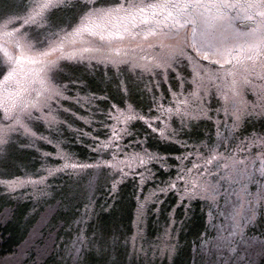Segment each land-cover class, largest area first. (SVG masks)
<instances>
[{"label":"snow or ice","instance_id":"1","mask_svg":"<svg viewBox=\"0 0 264 264\" xmlns=\"http://www.w3.org/2000/svg\"><path fill=\"white\" fill-rule=\"evenodd\" d=\"M57 13L62 15L57 17ZM237 21L243 22L240 27L236 26ZM169 39H175L176 43H165ZM125 40L139 42L130 46L124 43ZM64 61L84 64L85 71L93 70L95 61L104 65L106 71H114L116 77L121 76L125 68L130 73L139 70L141 77L144 73L160 76L164 83L168 82L169 73L175 72L181 92H172L176 100L174 107H165L159 102L163 93L160 97L153 94V107L144 114L132 101L130 84L118 80L119 99L113 95L111 99L117 102L111 103L107 110L108 118L114 121L112 125H105L111 131L107 140L99 141V137L89 132L76 131L97 142V151L109 146L119 150L122 148L119 141L132 135L130 123L143 121L150 132L146 130L144 139L137 141L138 144H145L151 134L158 133L160 140L174 142L186 149L175 157L181 162L175 178L162 182V187L153 189L138 204V226L146 214V203L158 193L175 191L178 205L187 210L197 198L215 203L223 182L238 184L242 193L252 196L250 214L243 224L233 217L235 222L228 237H219L226 242L217 245L226 248L232 256L238 255L239 247L233 243L234 239L238 236L244 240L247 225L257 219L256 205L264 208V183H261L264 181V136L249 140L247 145L242 146V142L230 148L217 118V142L210 145L201 140L199 144L189 146L187 141L177 138L178 130L171 127V119L173 115L180 117L181 128L186 126V120H211L204 97L211 95L213 86L216 95L224 101L222 109L216 111L223 110L225 116L232 117L233 130L240 126L244 115L264 117V0H30L28 5L0 0V161L8 158L16 144L24 146L21 138L33 141L31 146L35 140L53 143L49 137L33 131L32 125L42 121L51 128L59 123L54 113L62 107V100L73 99L65 93L78 82H83L79 76L73 77L69 71L71 66H62ZM182 61L191 68L193 91L189 95L196 97L200 101L198 104L189 105L187 98L179 99L186 82L178 70ZM253 76L261 81L259 86L251 79ZM160 86V81L154 85L156 88ZM247 86L254 89L255 102L244 98ZM168 90H172L170 84ZM90 99L109 102V96L95 93ZM230 100L231 110L227 106ZM153 108L158 113L155 116L151 115ZM86 123L91 121L86 120ZM221 140L225 141L224 151H220ZM201 146L206 148L207 155L200 151ZM253 146L260 149L254 158L243 155ZM55 147L56 155L64 161L62 165L45 168L47 175L36 180L21 177L0 179V186L12 194L31 185L35 189L34 195L43 196L49 194L48 177L66 168L77 170L107 165L119 169L122 180L134 167H143L144 172L136 173L142 185L154 175L149 164L155 162L164 169L171 167L167 154L146 147L140 152L126 154L123 160L114 151L111 160L94 164L69 163L72 156L63 151L61 142L57 141ZM188 147H193L195 152L187 151ZM193 154L200 163H193L192 168L184 167L183 161ZM121 180L113 181V192ZM253 183L257 184L255 194L249 192V184ZM185 200L189 205H184ZM156 203L162 204L163 201L157 199ZM170 215L174 216V211ZM113 239L115 241V237ZM251 239L255 241L257 237ZM259 239L264 251V233ZM175 251V245L168 244L161 255L166 253L171 259ZM246 259V256L240 257L238 264H244ZM106 264L119 262L115 255H110Z\"/></svg>","mask_w":264,"mask_h":264},{"label":"rangeland","instance_id":"2","mask_svg":"<svg viewBox=\"0 0 264 264\" xmlns=\"http://www.w3.org/2000/svg\"><path fill=\"white\" fill-rule=\"evenodd\" d=\"M10 2L15 5H28L30 0H10ZM56 15L60 17L62 14L57 13ZM137 42L139 41H124L130 46ZM165 43L174 44L176 40L169 39ZM156 51L159 52L160 49L157 48ZM93 64L95 65L93 70L85 71L84 64H77L73 61L62 62V66H71L69 71L74 78L79 76L83 82H78L76 87L70 88L65 93L66 96L73 97V99L61 101L62 107L54 113L59 123L53 124L51 128L42 121L32 125L33 131L38 135L49 137L53 143L50 145L46 141L35 140L34 146H31L33 141L21 138L24 146L16 144L8 158L0 161V179L21 177L36 180L40 176L47 175L45 168L64 163L56 155L55 143L57 141L61 142L63 151L72 156L69 163L94 164L97 161L111 160L114 151L117 152L118 158L123 160L126 154L140 152L145 147L151 151L167 154L168 157L171 156L174 159L185 152L186 149L182 145L160 140L158 133H153L156 140L162 142L168 151L156 149L149 144L148 140L145 144H138L137 141L144 139L141 132L144 130L150 132L143 121L130 123L129 130L132 135H126L119 141L122 145L119 150L109 146L97 151V142L88 136L80 135L76 131L77 129L99 137V141H105L111 135L110 128L105 126L114 123L107 116L110 105L106 107L100 100L90 99L94 92L90 82L96 81L95 78L104 77L108 80L111 97L115 94L117 100L119 99L116 91L117 81H127L131 86L132 101L144 114H147L148 109L153 107L151 103L153 94L160 97L163 93V99L159 102L165 107H174L176 100L173 99L172 92H181L180 81L175 78V72H170L168 82L164 83L160 76L144 73L141 77L139 70L130 73L126 68L121 76L116 77L114 71H106L104 65L96 64L95 61ZM178 70L186 78L183 95H180L179 99L187 98L189 105L198 104L200 101L189 95L193 91L190 82L191 68L187 66L186 61H182ZM251 79L257 86L261 84V81L254 76ZM157 81L161 83L159 88L154 87ZM82 84L85 90L88 88L92 93L84 91ZM169 84L172 86L171 91L168 90ZM210 92L211 95L204 97V103L210 109L211 120L204 118L186 120V126L181 128L180 117L173 115L171 127L178 130V139L187 141L189 146L199 144L201 140L208 141L210 145L215 144L217 142V118L221 122L220 131L227 138L226 143L230 148H235L242 142V146L247 145L249 140L264 136V117L261 116L244 115L240 126L233 130L231 127L232 117L225 116L223 110L219 113L216 111L222 109L224 101L216 95L214 86L211 87ZM95 94L103 96L99 91ZM136 94H138V99ZM243 95L248 101H256V95L251 86L244 89ZM201 96H203V92H201ZM77 98L79 102H77ZM117 100L111 99V103H116ZM120 106L123 107V105ZM227 106L231 110V100ZM53 107L56 108V105ZM65 109L70 111H65ZM157 114L153 108L151 115ZM81 117L85 119H81ZM86 120L91 123H86ZM98 131H101L102 134L98 135L100 133ZM83 137L88 140L86 145L96 151V157L83 158L70 149L71 141L78 143L82 141ZM224 143L225 141L221 140L220 151H224ZM259 150L258 147L253 146L250 152L243 155H250L254 158L255 153ZM30 151L34 152L33 157ZM187 151L195 152L193 147H188ZM200 151L207 155V150L203 146ZM44 153L50 155L46 157ZM238 155L240 154L238 153ZM153 163L148 165L152 173L154 171ZM193 163H200L195 154L185 159L183 166L192 168ZM168 164L172 166L169 159ZM174 164L175 168L171 169V173L167 174L164 181L170 177L175 178L181 167V162L176 160ZM124 170L128 172L127 168ZM138 172H144V168L134 167L121 180L119 169H113L107 165L77 170L66 168L55 176L48 177L47 192L49 194L43 196L34 195L35 189L31 185H25L24 188L18 189L12 194H8L3 186H0V264H106L110 255H115L119 264H225V261H229V264H238L239 258L244 256L247 257L244 264H264V251H262L259 239L264 233V208L258 204L256 205L257 219L255 223L247 225L244 240L237 236L233 241L239 247L238 255L232 256L226 248L217 247V245L226 242L221 241L219 237H228V233L232 231L235 222L233 217L243 224L246 222L245 218L250 214L252 196L242 193L238 184L229 185L227 182H223L220 195L215 203L197 198L191 202L187 210L185 207L181 208L182 211L178 209L181 212V218L186 216L183 223H178L180 220L175 216L176 207L179 206L177 193L175 191L168 192V194L174 195V201L171 203L173 198H169L167 203L169 208L167 207V209L170 213L164 219L161 215V204L156 203V200L163 201L167 193H158L156 198L146 203V214L138 226L136 224L138 204L143 202L153 189L163 186L162 182L151 183V178L146 179L141 185L139 176L136 174ZM114 180H121L115 192L112 190ZM257 180H259L258 174ZM98 181H105L108 186V192L105 191L104 194L109 202L104 206L101 204L100 207L94 196L96 191L94 186ZM129 182H134L133 193ZM74 183L78 185L77 190L81 191L83 196L80 201L82 203L77 205L76 212L74 206L77 197L74 196L72 190L74 187H68ZM256 191L257 184H249V192L255 194ZM195 202L199 204L194 206ZM183 203L185 206L189 205L187 200ZM173 211L175 213L172 217L170 214ZM210 212L211 218L209 217ZM152 213L155 215L152 216ZM149 218L153 221H150ZM252 237H257V239L253 241ZM168 244L176 247L175 254L171 259L166 253L161 255L165 245Z\"/></svg>","mask_w":264,"mask_h":264},{"label":"trees","instance_id":"3","mask_svg":"<svg viewBox=\"0 0 264 264\" xmlns=\"http://www.w3.org/2000/svg\"><path fill=\"white\" fill-rule=\"evenodd\" d=\"M90 83L96 89V92L99 91L100 94L103 95V96L105 94H107L108 96H110V89H111L110 84L106 83L103 79L98 78L96 81H91ZM98 132H100L98 135L102 134L101 131H98ZM187 139H189V138H187ZM189 140H191V139H189ZM87 141L88 140H86L84 137H83L82 141L81 142H78V143L75 142V141H71L69 143L70 149L72 151H74L76 154L80 155V157H83V158H85V157L94 158V157H96V151L94 149H90V147H88L86 145L87 144ZM148 142H149V144H151V146L155 147L156 149L158 148V150H160V151H168L166 149V146L162 142H160L158 139L156 140L154 134H152V135L149 136ZM169 147H173V146H169ZM169 147H167V148H169ZM30 152H31V156L33 157L34 156V152L33 151H30ZM172 154H174V153H172ZM175 161L176 160L174 158H172L171 156L169 157V162H170V164H172V166L170 167V169L169 168L168 169L167 168L166 169L160 168L159 165H156V164L153 163L152 165H153V169H154V171H153V174L154 175L151 178L150 182L153 183V184H159V183L163 182L164 179H165V177L167 176V174H170L171 173V171H172L171 169H174L175 168V164H174ZM133 180L136 181L135 179H133ZM133 183L134 182H131L130 185L132 186ZM68 187L69 188L74 187V189H72V190L74 191V196L77 197V199L75 200L76 204L74 206L75 207V212H76L77 211V205H81V203H82V202H80L81 201V198H83L82 192L81 191L79 192L77 190L79 187H78V185L76 183L71 184ZM131 188H132V193H133V189H134L133 186ZM94 190H96L95 191V195H94L95 196V201H97V204L99 205V207H100L101 204L103 206L106 205L109 202L108 201V198L106 199L105 198V194H104L105 191L108 192V186H106V182L105 181H98V182H96L95 183V186H94ZM132 193H131V196H132ZM160 197H163V196L160 195ZM173 197H174L173 194H168L167 193L165 195V197H164L165 199H163V203L160 206L161 215H163L162 216L163 219H164V217L169 216V213L170 212H169V209H167V207H168L167 203L169 202L168 201L169 198H173ZM173 201H174V198L170 202L172 203ZM196 204H199V203L198 202H195L194 206ZM181 208H183V206H177L176 207V210H175V212H177L175 214V216H177L178 219L180 220V221H178V223H183L185 221V218H186V216L183 217V218H181V216H180L181 215V212L180 211H182ZM178 209L180 211H178ZM153 215H155V213H152V216ZM149 220H150V218H149ZM150 221H153V220H150ZM0 237H1V229H0ZM3 251H2V253H3Z\"/></svg>","mask_w":264,"mask_h":264},{"label":"flooded vegetation","instance_id":"4","mask_svg":"<svg viewBox=\"0 0 264 264\" xmlns=\"http://www.w3.org/2000/svg\"><path fill=\"white\" fill-rule=\"evenodd\" d=\"M242 23H243L242 21H237V22H236V26H237V27H240ZM241 30H246V29H243V28H242ZM214 67H218V66H214ZM98 78H101V79H103L106 83H108V80H106L104 77H98ZM98 78H95V80H97ZM108 84H109V83H108ZM80 87H81V86H80ZM92 87H93V86H92ZM82 88H83V84H82ZM93 88H94V87H93ZM81 90H82V89H81ZM83 90H84V91H87V90H88L89 92H91L90 89H88V88H87V90H85V89L83 88ZM110 90H111V89H110ZM95 92H96V89L94 88V92H93V93H95ZM91 93H92V92H91ZM114 95H115V94H114ZM118 95H119V94H118ZM104 96H108V95L105 94ZM137 96H138V94H136V97H137ZM110 98H111V94H110V96H109V102H108L107 104L104 103V105H105L106 107H108V106L110 105V103H111V99H110ZM137 99H138V97H137ZM145 131H146V130H144L143 132H141V134L144 135Z\"/></svg>","mask_w":264,"mask_h":264}]
</instances>
